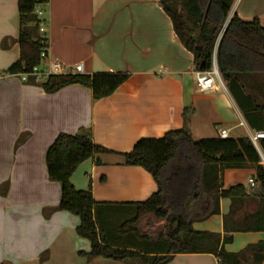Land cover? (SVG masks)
Segmentation results:
<instances>
[{"label": "crops", "instance_id": "obj_1", "mask_svg": "<svg viewBox=\"0 0 264 264\" xmlns=\"http://www.w3.org/2000/svg\"><path fill=\"white\" fill-rule=\"evenodd\" d=\"M160 1L48 0L37 7L45 32L38 29L34 39L46 41L50 60L73 68L83 65L84 75L129 73L113 95L96 101L80 85L48 94L40 85L8 74L20 59V15L18 0H0V263L141 264L80 256L91 252L90 242L77 234L80 219L53 211L61 186L49 179L46 154L59 134L87 128L96 144L111 151L84 162L71 178L77 190L92 192L98 203L94 219L106 230L114 219H132V204L158 191L148 172L125 165L124 155L142 139L182 129L186 108L192 110L188 125L196 140L217 138L221 129L234 139L264 131V111H255L264 101L255 92L234 86L236 100L222 77L223 85L217 81L214 91H198L201 70ZM235 15L245 22L258 18L264 28V0H234L229 20ZM228 171L247 172V189L255 186L250 168L225 170L222 185ZM168 192L169 197L177 195L176 190ZM230 206V200L222 199L220 214L206 218L210 206L195 197L181 209L195 219L196 231L224 237L223 216ZM120 238L113 237L110 244L138 249L139 242L124 244ZM259 242L264 233H238L225 248L239 253ZM218 263L212 254H178L167 264Z\"/></svg>", "mask_w": 264, "mask_h": 264}, {"label": "trees", "instance_id": "obj_2", "mask_svg": "<svg viewBox=\"0 0 264 264\" xmlns=\"http://www.w3.org/2000/svg\"><path fill=\"white\" fill-rule=\"evenodd\" d=\"M48 0H18L20 15V59L7 72L10 75L31 73L41 64L46 41L35 40L40 20L37 7ZM174 31L183 46L194 55V65L200 71L212 70L216 52L217 67L222 79L236 100L234 86L255 92L264 101V28L258 18L245 22L237 15L229 20L232 3L227 0H161ZM130 75L126 72L70 74L51 76L40 85L48 94L80 85L92 91L94 100L113 95ZM239 103V101H238ZM255 111H264V106ZM192 110H184V127L170 131L162 138L142 139L124 155L125 165L142 168L158 185V191L147 201L132 204L135 213L117 228L120 237L133 236L136 242L157 243V251L143 253L138 249L112 246L94 219L98 203L90 190L79 191L71 182L77 169L87 160L111 151L96 144L90 129L77 134H59L47 150L46 165L50 181L61 186V199L53 211L68 212L80 219L77 234L91 244V252H80L88 261L104 258L116 262L139 261L141 264H167L178 254H212L218 264H263L264 242L247 246L239 253L226 251V246L238 233H264V166L250 138H210L196 140L188 121ZM247 115V114H246ZM264 132V131H262ZM23 138L19 140L21 144ZM264 154V140L260 142ZM253 169L256 184L249 190L244 185L224 189L221 175L228 169ZM180 180L177 187L176 182ZM169 190L177 195L169 197ZM197 198L210 206L209 218L220 214V201L231 202L229 213L223 216L225 236L196 231L195 219L181 205ZM254 205L252 212H244ZM153 218V219H151ZM151 221L162 224L154 230L145 227ZM146 228V229H145ZM2 264V263H0Z\"/></svg>", "mask_w": 264, "mask_h": 264}, {"label": "built area", "instance_id": "obj_3", "mask_svg": "<svg viewBox=\"0 0 264 264\" xmlns=\"http://www.w3.org/2000/svg\"><path fill=\"white\" fill-rule=\"evenodd\" d=\"M38 18L42 17L43 12H36ZM44 22L40 21L39 30L41 33L45 32ZM41 64L33 69L31 73H20L13 75L21 79L22 82H30V79H34L35 83L41 84L46 82L51 76H62L70 74H83V65H77L76 67H68L59 61L50 60L48 57L47 48L43 50L41 54ZM217 81L223 85L216 60V52L213 55L212 70L209 72H200L197 74V89L201 93H208L214 91L217 87ZM243 125V124H242ZM219 138L225 140L230 138V131L221 129L219 131ZM249 138L254 147L258 151L261 157V164L264 166V154L262 153L260 142L264 140V132L256 131L250 132ZM252 186L255 185L253 180H250Z\"/></svg>", "mask_w": 264, "mask_h": 264}, {"label": "rangeland", "instance_id": "obj_4", "mask_svg": "<svg viewBox=\"0 0 264 264\" xmlns=\"http://www.w3.org/2000/svg\"><path fill=\"white\" fill-rule=\"evenodd\" d=\"M227 1L234 4V0H227ZM37 34H38V32L32 31V37L33 38H35L37 36ZM248 177H249L248 173L244 172V171H228L225 174L223 185L226 189H230V188L238 186V185H244L245 187H247V186H249ZM253 209H254V206L250 205L249 207L246 208V212H251ZM98 216H99V214H98ZM126 220L127 219H114L113 223H110V225L107 226L106 230L102 229V227H101V229L103 230V232L106 236V239L110 240L109 242H112L111 239L113 237L117 236V234H116L117 228L119 226H121ZM160 226H162V224L156 223L155 221H151L145 227L146 228L150 227V228L156 230ZM120 239L124 242V244H128L129 241H135L133 236L122 235ZM138 246H139L138 247L139 250L143 253H147L149 251H157L161 247V245L157 244V243H144V242L138 243Z\"/></svg>", "mask_w": 264, "mask_h": 264}, {"label": "water", "instance_id": "obj_5", "mask_svg": "<svg viewBox=\"0 0 264 264\" xmlns=\"http://www.w3.org/2000/svg\"><path fill=\"white\" fill-rule=\"evenodd\" d=\"M205 69V63H202L200 70L203 71Z\"/></svg>", "mask_w": 264, "mask_h": 264}]
</instances>
